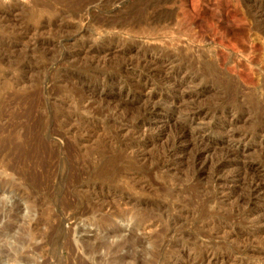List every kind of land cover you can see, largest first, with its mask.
I'll list each match as a JSON object with an SVG mask.
<instances>
[{"label":"rangeland","instance_id":"374dc122","mask_svg":"<svg viewBox=\"0 0 264 264\" xmlns=\"http://www.w3.org/2000/svg\"><path fill=\"white\" fill-rule=\"evenodd\" d=\"M192 1L202 15L196 26L187 13ZM215 1L0 0V264H172L177 252L184 248L194 254L202 242L264 264L258 257L251 260V254L242 255L241 249H264L263 240L241 241L238 247L227 233L215 232L211 240L206 238L211 229L201 230L206 220L217 225L240 215L242 210L235 215L230 211L234 199L212 203L213 193L197 185L190 161L183 163V157L174 159L171 173L153 166L160 163L182 119L168 109L174 99L180 101L179 95L170 94L160 76L144 87L139 70H119L183 68L205 87L215 82V89L206 90L195 87L201 82L195 81L187 92L203 91L198 105L217 109L215 117L198 120L215 126L206 138L215 147L216 161L227 148L223 128L228 121L244 133L255 121L252 107L264 109V17L258 29L248 15L258 5L263 12L264 1L230 0L238 17L250 18L243 23L224 22ZM216 24L228 38L239 39L241 51H225V63L219 58L223 50L215 38ZM254 40L261 51L250 46ZM108 49L114 54H99ZM148 53H157L156 59ZM226 67L252 74L254 84H239ZM87 76L93 79L85 82ZM104 76H119L122 83L108 91L101 86ZM236 81L247 102L245 113L242 118H222L218 108L230 106L227 98ZM141 86L155 95L149 103H158L162 113L152 117L148 129L125 130L124 119L142 116L148 95L130 102L122 90ZM86 93L89 105L76 102ZM118 103L128 112L116 115ZM112 117L118 125L110 122ZM141 142L148 145L139 152L135 147ZM260 150L257 141L239 148L249 161L257 159ZM201 180L208 179L204 175ZM257 207L264 212V200Z\"/></svg>","mask_w":264,"mask_h":264},{"label":"bare ground","instance_id":"6f19581e","mask_svg":"<svg viewBox=\"0 0 264 264\" xmlns=\"http://www.w3.org/2000/svg\"><path fill=\"white\" fill-rule=\"evenodd\" d=\"M216 1H215L216 2L215 4L217 5V8L223 13V18H221V19H223L224 22L231 23L230 21L233 20L236 22L238 21V22L243 23L246 20L250 19V18L247 19L245 14L238 17V15H240V14H238V12H236V11H238L237 9L234 10L231 8L232 6H230L231 5L230 0H216ZM263 1L264 0H261V2H263ZM260 4H262V3H260ZM195 5H196V3H195ZM195 5H194V2L192 1L190 8L187 6V8H189L187 13H189L188 15L191 17V25H194V26L197 25L198 17H202V15L199 16L200 13L199 14L197 13V8ZM248 10H250L249 7H248ZM199 11H200V9L198 10V12ZM249 13L250 14H248V15H250L251 18H253V19H251V20H253L252 22H254L255 25L258 24V26H256L257 28L258 27L261 28L262 27L261 21L259 19L264 17V14H263L264 11L262 12V10H260V7L258 5V7L255 6V9L251 10ZM250 16H248V17H250ZM80 19H82V18H80ZM243 25L244 24H242V26ZM227 35L228 34L223 30V27H221L220 24L215 25V38H216V41L219 43V47L223 50V51H221V54H219V58L222 59L223 63H225L223 58H222V57H224L225 51L226 52H232V53L241 51V49L239 48V43H238L239 39L237 41V40H235V39H237V37L235 39H233V38H228ZM232 37H235V36H232ZM253 42L254 43H252V44L250 42V44H251L250 46L252 47V49H256V50L259 49L260 45L258 46V43L257 42L255 43V40ZM263 44H261V45H263ZM130 48L132 49L133 47L130 46ZM112 50L114 52H120L121 51V50L114 49V48ZM112 50L111 49H108L105 51L102 50V51H100L99 54H112V53L114 54V52H111ZM124 50H122V51H124ZM94 51H93V54H94ZM147 55H148V57L150 55L151 58L156 59L154 57L157 55V53H155V55L148 53ZM160 55H159V57L161 58ZM146 60H148V59H146ZM149 62L155 63L156 60H149ZM146 63H147V66L148 65L150 66V63H148V62H146ZM166 63L167 62H165V64ZM155 64H158V63L156 62ZM172 64H173V62L171 61V63H168L167 66L172 65ZM130 69H137L140 71L141 76L140 75L139 76L143 77V79L146 80L145 84L143 85L144 87L150 83V79L153 76H155V75L160 76L162 79V86H165L167 88L166 90L170 94H172L174 97H177L179 95V98H180V101L179 100L177 101L176 99H174L172 101V106L168 107V109L170 112L177 113V115L178 114L182 115V119H180V121L177 123L178 128L176 127L177 130L175 129L176 131H175L174 138H173V140L171 139L172 143H169L170 145L168 144L166 146V148H164L165 150H164V153L161 155V160L159 161L160 163L153 165V166H156L158 168V172L171 173L175 167V166H173L174 159L177 158V156L183 157V159H184V160H182L183 163H185V161L186 162L190 161L189 162L191 164L190 167H192V169H193L192 175H193L194 179L196 181H198L197 185H200V187L202 186L204 191H210L211 193H213V195H212L209 192V195L211 194V196H212L210 199V201L212 203L213 202L215 203V201H218V203L224 204V203L230 201V199H232V200L234 199V202L232 205L233 207H232V209H230V211L232 210V213H234V215H235L237 210H242L240 215H238L239 217L236 216V218L235 217L233 218V215L230 214V215H232V218H231V216L228 215L230 217V220L228 223H226V222L225 223H218L217 225H215L214 223L206 220V223L203 225V223L199 221L200 224L202 223V225H203V227H201L202 225L200 226L202 228L201 230H204V229L206 230V228H207L208 230L211 229V231H212V232L208 231L206 238L211 239V240L215 239V232H216L219 234L221 233V236H222V234L227 233V235L233 241V243L234 242L237 243L236 245H238V243L240 244L241 241L242 242L247 241V243H249L248 241H252L253 239L258 240V241L263 240L261 243H264V212L259 207H257V204L260 201L264 200V109L257 108L259 110L256 111L254 109V107H252L253 108V115H252V112H248L249 117L252 118L251 117V115H252L254 118L252 120H255V121L254 122L251 121L252 122L251 124H253L252 125L253 127L250 128L251 130H249L247 132H244V133L238 132L239 130H236L234 128L236 125H234V123L231 122V120L228 121L229 123H227L226 126H224V128H223L224 131L226 130V136L228 139L227 148L224 150V152L222 153L221 156L219 155L220 157H218V159L215 161V147L214 146L212 147L206 138L207 133L209 134V133L215 131V126L211 125V123H210V125L207 127V124L202 125L203 124L202 122H201L202 124H199L198 120H199V118H202V116L215 117V115L217 114V112H216L217 109H215L214 107L213 108L204 107L205 105L202 108L198 105L197 102L200 100L199 99L200 95H201L200 93H203L202 90H201L202 92H200L198 90L187 92L188 91L187 90L188 85L192 84V86H193V83L195 81L196 82L199 81L200 78L198 76L191 78V76H190V75H192L191 71L187 70L186 72H184L183 68H160V67L159 68H154V67L152 68V66H151V68H120L119 70L126 73ZM119 72H118V74H119ZM227 74L229 77L230 76L233 77V75H234V77L237 76V78H239V80H238L239 84L240 83L242 85L244 84V87L249 86V85L252 86L254 84V79H253L252 74H249V73H246L243 71L238 72L237 69L233 71V69L230 70V68L229 69L227 68ZM91 77L92 76H87L84 81L86 82V81L90 80L89 78H91ZM92 79H93V77L91 78V80ZM100 82H102L101 86H103L104 88L108 87V91H113V88H109V87H112V85L120 86V84L122 83L119 76H113V77L104 76V78L101 79ZM238 82L236 81L233 83L238 84ZM208 83H211L210 87H208V86L205 87L206 84H203L202 81L200 83L196 84L195 87L198 86L202 89L206 88V90L215 89V82L209 81ZM238 85H236L235 87L231 86L232 87L231 95L229 96V98H227L229 100V102H231L230 106L225 107L222 111H220L219 110L220 108H218V112H221L220 116L222 118H226V117H228V119H229V117H231V118L232 117H234V118L239 117L240 118L245 113L244 105L246 106L247 102L245 103V99H244L245 97H241L242 91H240L241 87H240V85L239 86ZM143 86H141L139 88L138 87H131L130 89H123L122 90L123 97L130 100V102L138 99L139 96L148 95V99L146 98L148 103H147V106L144 108L143 115L137 119L135 118L134 120H131L132 118L130 120H128L127 119L128 117H126L124 119V121L127 122V127L125 130L135 129V131H136L137 130L136 128H140V127H144L146 129H148L151 127L150 121L152 120V117H156L157 114L162 113V110L157 107L158 103L154 104L155 101H153V103H149L152 99H155V95H153V93L149 94V92H146V89ZM185 88H186V90L184 92ZM87 93L84 94V96H82L79 100L77 99L78 101H76V102L84 104L85 106H86V104L89 105L91 98ZM240 100L242 101L241 103H240ZM222 102L224 103V101H222ZM221 103H219V104H221ZM263 103H264V100H263ZM123 104L118 103L117 106L115 107L116 115L118 113L119 114L122 113V115H124L125 111H127V110H125V111L123 110L124 109V106L122 107ZM196 105L198 107H196ZM258 107H259V105H258ZM248 110H249V108H248ZM112 113H113V111H112ZM134 115H136V114H134ZM217 117H219V116H217ZM112 119H114V117H112L111 120L109 119L110 122L113 123L114 126L118 125L117 122H115V121L113 122ZM124 124H125V122H124ZM121 126L124 127V125H121ZM71 127H72V125H71ZM146 129L144 131L145 133H146ZM142 131H143V129H142ZM69 132H71V131H69ZM144 132H143V134H144ZM255 141H257L260 144L261 154H259V157L257 159H255V160L253 159V161H251V160L249 161L245 157V154L243 152L239 151V148L243 145H244V147H246V146L250 145L251 143H254ZM147 145H148L147 142H141V143H138V145L135 148L140 152V151H143L147 147ZM139 154H141V153H139ZM141 156H142V154H141ZM145 157H147V156H145ZM185 158H186V160H185ZM183 163L181 162V164H183ZM152 164H151V166H152ZM187 165H188V163H187ZM204 175H205L206 180L208 179L207 182L206 181L202 182L203 178L201 180V177H204ZM195 180H194V182H195ZM197 187H198V189L200 188L199 186H197ZM205 194H207V193L205 192ZM207 199H209V198H207ZM205 203H207V202H205ZM228 211H229V209H228ZM228 211H225V212L227 213ZM102 212H103V210H102ZM225 212H224V214H225ZM198 213H201V211ZM106 214H107V212H106ZM202 214L204 215V213H202ZM202 214H201V217L204 218L205 215L202 216ZM206 216H207V214H206ZM223 217H225V216H223ZM211 219L213 220V218H211ZM207 221H208V223H207ZM241 228H246V231L241 230ZM200 232L201 231H199V233ZM202 233L203 232H201V234ZM243 238H245V239H243ZM179 241H182V243H184V244L188 243L187 239H186V242L183 239H181ZM202 244H203V246H202ZM202 244H200V246H201L200 251L201 252L196 251V253H194V254H192V252L191 253L185 252L184 248H183L182 250L177 252V254L175 255V257L172 261V264L178 263V262L184 263V264H194V260L196 261L197 259L199 260V262L195 263V264H251L252 262L249 261V258H248L250 254H251L250 259L252 257H258L261 260L262 259L264 260V249L263 248L260 249L259 251H253L252 247H249V246L245 247L243 245L245 248H241V249H244L243 250L244 252L242 253V255L246 256L247 254H249L247 257L248 260H246L244 258H241V259L238 258V256H237L238 254L236 255L235 253H226V252L224 253V252L216 251L214 243H211V242L206 243L205 242V244H204L202 242ZM241 246H242V244H241ZM238 247H240V245H238ZM102 249H103V247H102ZM198 249H199V247H198ZM134 251H135V249H134ZM241 251L239 253L240 255H241ZM135 253H134V255H135ZM132 257H134V256L132 255ZM135 257H136V255H135ZM192 257H194V259H192ZM138 260H139V258H138ZM169 264H171V263H169Z\"/></svg>","mask_w":264,"mask_h":264}]
</instances>
